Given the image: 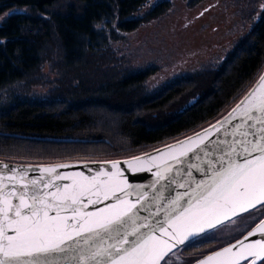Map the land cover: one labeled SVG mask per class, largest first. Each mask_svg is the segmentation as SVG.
Masks as SVG:
<instances>
[{
    "label": "trees",
    "instance_id": "16d2710c",
    "mask_svg": "<svg viewBox=\"0 0 264 264\" xmlns=\"http://www.w3.org/2000/svg\"><path fill=\"white\" fill-rule=\"evenodd\" d=\"M176 1L0 0V17L21 9L0 19V160L126 158L223 117L264 71V8L223 59L154 84L157 65L137 64L111 43L165 16ZM183 1L193 8L212 0ZM26 75L27 87L7 92ZM263 217L264 205L235 218L233 234L191 240L174 252L180 260L171 254L163 264H190Z\"/></svg>",
    "mask_w": 264,
    "mask_h": 264
},
{
    "label": "water",
    "instance_id": "95a60500",
    "mask_svg": "<svg viewBox=\"0 0 264 264\" xmlns=\"http://www.w3.org/2000/svg\"><path fill=\"white\" fill-rule=\"evenodd\" d=\"M261 76H264V71ZM260 77L245 96L219 120L179 140L139 155L112 160L51 163L0 160V228L8 236L15 235L14 229L17 227L15 221L18 218L15 216L14 206L20 205L21 195L25 204L32 205L33 195L53 193L54 195L43 196V204L37 201L33 205L40 210L38 216L42 217L43 212L47 211L49 217H54L58 212L60 217L66 218L67 224L75 225L76 229H80L81 226L84 228L91 226L85 223L89 220L87 215L89 213L93 214L94 220L103 219L114 212H122L134 204L135 208L132 211L137 213L135 221L140 228L137 236H129V240L139 242L145 235L151 237L147 247L154 249L155 254L149 264L153 262L163 264L169 255L187 242L264 205L257 203L255 207H249L248 211L237 209L236 215H232L230 206L220 207L213 216L205 211L203 202L197 204L195 201V197L204 191V188H197L196 185L198 183L207 185L212 182L215 173L221 170L219 163L221 159L225 162L224 167H227L229 161L243 163L246 154L226 155L232 146L236 147L237 153H242L238 142L245 137L237 133V127L239 126L240 132H251L256 136L262 134L259 129L264 128V124L247 120L242 114L243 109L248 105L245 98L251 99L250 94L259 95L264 92L259 86ZM242 101L244 104H241ZM237 105H241L240 111L230 116ZM253 115L260 114L253 113ZM254 138L249 135L246 139L254 140ZM113 163L117 167L113 168ZM50 168H55V171H45ZM57 176L63 178L57 179ZM33 180L39 182L33 185L31 183ZM69 197L76 198L78 202L71 204ZM189 204L192 205L190 210L178 217L180 209ZM72 208L78 211L73 212ZM28 214L29 209L22 207L21 215ZM216 216L223 223L209 228L207 221L211 219L215 223ZM144 224L148 226L143 227ZM201 224L204 226L202 232L199 231ZM262 225H264V217L241 237L204 254L190 264H231L232 261H236V264H253V261L255 264H260L264 260V248H261L257 242H264V231L257 229ZM161 228L164 230L162 231ZM69 231L72 229L69 228ZM251 232L256 234L250 235ZM90 236V233L85 232L82 237H76L75 241H69V244L76 247L77 252L83 249L85 256L89 254L90 249L95 250L94 246H107L101 245L99 238L88 239L85 243V239ZM181 237L186 239L183 243H177ZM0 242H4L3 235H0ZM172 245L174 247L169 250ZM229 247L232 248V253L216 255L218 252L223 253V250ZM161 254L163 258L157 259ZM65 255L56 254L59 259L55 264H96L95 261H82L79 258L65 260L63 258ZM209 257L212 259L209 260ZM33 259V257H21L19 264H27ZM98 259L102 264H108V257H98Z\"/></svg>",
    "mask_w": 264,
    "mask_h": 264
},
{
    "label": "snow or ice",
    "instance_id": "6c2138e0",
    "mask_svg": "<svg viewBox=\"0 0 264 264\" xmlns=\"http://www.w3.org/2000/svg\"><path fill=\"white\" fill-rule=\"evenodd\" d=\"M259 86L264 89V76L260 77ZM251 99L246 97L248 101L247 107L243 109V116L247 120H254L257 124H264V92L259 95L250 94ZM244 104V101L241 102ZM241 105H237L236 109L229 115L239 112ZM259 113L260 115H253ZM227 119V118H226ZM223 123V122H219ZM215 127V126H213ZM207 132V130H205ZM237 133L244 136L245 139L239 141L242 148V153H237L235 146L230 148L229 154H246L244 155L243 163L236 161H229L227 167H224V160L221 159V170H218L212 182L207 185L198 183L197 188H204V191L195 197L197 204L203 202L205 211L215 216L217 208L230 206L232 215L237 214L239 211H248L249 207H255L257 203L264 204V128H260L259 136L251 132H240L239 126L236 129ZM249 135L254 136V140L246 139ZM199 138V134H197ZM258 154V155H256ZM251 157V159H249ZM6 167V166H5ZM113 168L117 167L115 163ZM45 171L54 172L55 168L45 169ZM63 178L57 176V179ZM39 181L33 180V185ZM47 186V185H45ZM67 187V186H65ZM44 195H54L53 193L37 194L31 197L33 204H25L23 195L20 196V205L15 207V216L18 218L15 223L17 227L14 229L15 235L8 236L2 228H0V235H3L4 242H0V264H19L21 257H33L34 259L27 262V264H55L59 257L56 254H66L63 258L65 260H76L79 258L82 261H95L96 264H102L98 257H108V264H149V261L154 256V249L147 247L148 241L151 237L145 235L139 242L130 241L129 236H137L140 226L136 224L134 213L132 209L135 205H130L122 212H114L110 216L103 219H92L93 214H87L89 220L85 221L86 224L91 226L76 229L75 225L66 223V218L60 217L59 213L54 217H49L47 211L43 212V216L39 217L38 210L33 205L39 201L43 204ZM71 204L78 201L74 197H69ZM123 203V201H121ZM175 203V201L173 202ZM28 208V215H21V208ZM51 207V205H48ZM192 207L189 204L187 207L180 209L178 217L187 213ZM73 212L78 211L72 208ZM227 216V213H225ZM7 218V217H6ZM223 223L218 216L213 220L207 221L209 228H214L216 224ZM147 227V224L142 225ZM69 228L72 231H69ZM163 231L164 229L161 228ZM199 231H204V226L199 225ZM257 231H264V225ZM73 232L75 235H73ZM87 232L91 236L85 239L99 238L101 245L94 246L95 250H89L87 256L83 255V249L77 252V248L69 244V241H75L76 237H82ZM255 235L256 232L249 233ZM186 237H181L177 243H183ZM107 241H114V243H107ZM240 243V242H238ZM261 248H264V242H257ZM131 245V247H126ZM79 246L77 242V247ZM171 247H169V250ZM249 247H251L249 245ZM72 253H76L72 255ZM224 253H232V248H225L223 253H217L221 256ZM258 255V254H253ZM42 258V259H41ZM163 258V254L157 256V259ZM209 260L212 257L208 258ZM154 264V262H153ZM167 264V262H166ZM231 264H236L232 261ZM255 264V261H253Z\"/></svg>",
    "mask_w": 264,
    "mask_h": 264
},
{
    "label": "rangeland",
    "instance_id": "374dc122",
    "mask_svg": "<svg viewBox=\"0 0 264 264\" xmlns=\"http://www.w3.org/2000/svg\"><path fill=\"white\" fill-rule=\"evenodd\" d=\"M242 1L239 5V0H212L190 8L183 0H177L165 16L128 32L111 44L137 64L157 65L159 69L150 77L156 84L203 63L223 59L234 40L251 28L264 8V0ZM20 10L11 9L0 19ZM25 78L7 87V92L19 94L31 76ZM2 102L9 103L10 95ZM237 225V220H232L200 237L229 236L238 230ZM173 260H180V255L173 253ZM260 264H264V260Z\"/></svg>",
    "mask_w": 264,
    "mask_h": 264
},
{
    "label": "flooded vegetation",
    "instance_id": "af4514ba",
    "mask_svg": "<svg viewBox=\"0 0 264 264\" xmlns=\"http://www.w3.org/2000/svg\"><path fill=\"white\" fill-rule=\"evenodd\" d=\"M248 2H249V0H248Z\"/></svg>",
    "mask_w": 264,
    "mask_h": 264
}]
</instances>
